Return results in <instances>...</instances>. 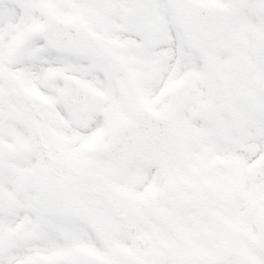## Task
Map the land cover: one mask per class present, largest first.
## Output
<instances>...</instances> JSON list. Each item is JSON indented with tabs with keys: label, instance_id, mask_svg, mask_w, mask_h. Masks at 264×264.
<instances>
[{
	"label": "snow or ice",
	"instance_id": "obj_1",
	"mask_svg": "<svg viewBox=\"0 0 264 264\" xmlns=\"http://www.w3.org/2000/svg\"><path fill=\"white\" fill-rule=\"evenodd\" d=\"M0 264H264V0H0Z\"/></svg>",
	"mask_w": 264,
	"mask_h": 264
}]
</instances>
